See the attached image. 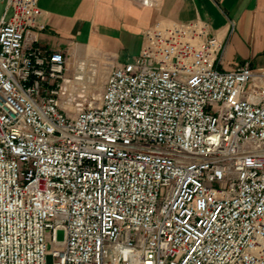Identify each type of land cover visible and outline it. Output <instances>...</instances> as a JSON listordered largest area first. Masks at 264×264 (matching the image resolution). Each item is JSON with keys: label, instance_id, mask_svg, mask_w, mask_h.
<instances>
[{"label": "built area", "instance_id": "built-area-1", "mask_svg": "<svg viewBox=\"0 0 264 264\" xmlns=\"http://www.w3.org/2000/svg\"><path fill=\"white\" fill-rule=\"evenodd\" d=\"M0 1V264H264V67L156 23L80 105L39 0Z\"/></svg>", "mask_w": 264, "mask_h": 264}, {"label": "crops", "instance_id": "crops-1", "mask_svg": "<svg viewBox=\"0 0 264 264\" xmlns=\"http://www.w3.org/2000/svg\"><path fill=\"white\" fill-rule=\"evenodd\" d=\"M38 42L109 70L139 54L144 31L156 23L203 20L226 43L221 70L264 67V0H39ZM4 2L0 1V11ZM71 63V62H70Z\"/></svg>", "mask_w": 264, "mask_h": 264}, {"label": "rangeland", "instance_id": "rangeland-1", "mask_svg": "<svg viewBox=\"0 0 264 264\" xmlns=\"http://www.w3.org/2000/svg\"><path fill=\"white\" fill-rule=\"evenodd\" d=\"M70 62L69 74L71 76L81 75L83 77L79 85H75V87L81 86L83 90H80L81 88L78 87L79 89H74L72 91L73 96L76 98L75 102L80 105L94 103L102 91L109 69L98 66L95 61L90 58L79 59L73 57ZM74 106H71L69 110L72 112L76 111ZM57 238L59 240L65 238V231L63 229L57 231Z\"/></svg>", "mask_w": 264, "mask_h": 264}, {"label": "bare ground", "instance_id": "bare-ground-1", "mask_svg": "<svg viewBox=\"0 0 264 264\" xmlns=\"http://www.w3.org/2000/svg\"><path fill=\"white\" fill-rule=\"evenodd\" d=\"M84 68V67H83ZM84 70V69H83Z\"/></svg>", "mask_w": 264, "mask_h": 264}]
</instances>
